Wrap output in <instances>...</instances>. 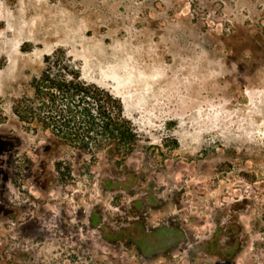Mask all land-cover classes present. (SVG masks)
<instances>
[{"label":"rangeland","instance_id":"rangeland-1","mask_svg":"<svg viewBox=\"0 0 264 264\" xmlns=\"http://www.w3.org/2000/svg\"><path fill=\"white\" fill-rule=\"evenodd\" d=\"M56 51L120 99L133 141L84 149L23 116ZM1 133L23 136L21 167L52 142L51 171L63 180L50 191L30 185V202L10 161L5 198L21 211L0 215V264H264V0H0ZM115 161L156 175L164 211L152 222L176 215L203 234L214 209L243 199L241 252L227 263L182 250L146 262L105 243L77 210L123 209L125 198L100 185Z\"/></svg>","mask_w":264,"mask_h":264},{"label":"flooded vegetation","instance_id":"flooded-vegetation-1","mask_svg":"<svg viewBox=\"0 0 264 264\" xmlns=\"http://www.w3.org/2000/svg\"><path fill=\"white\" fill-rule=\"evenodd\" d=\"M21 133L0 134V215L17 213L21 206L13 207L5 198L9 191L8 174L10 161L19 164L16 173L18 186L27 187L28 201L33 202L31 187L38 186L42 191H50L63 180L60 170L52 173L50 163L56 154L54 144L50 142L40 150V159H23L24 165L16 157H21L24 147ZM62 174V175H61ZM64 176L67 177V174ZM28 183L29 186L24 185ZM101 189L112 196L113 200L125 198L120 212H109L99 202L93 203L87 210H77L80 219L85 218L87 225L107 244L134 251L148 262L160 256H169L176 250H182L190 261L205 258H217L222 263L232 261L243 249L248 234L242 214L248 203L243 199L234 200L214 209L210 214L211 227L203 234L192 232L183 226L176 215H166L152 222L153 212H162V187L154 174L140 169L130 168L125 162L115 161L112 171L104 173ZM29 192V194H28ZM25 194V193H23ZM26 201V199H25ZM21 204V203H19ZM110 214V215H109ZM33 218L30 220L33 222ZM26 223H23V225ZM25 230V227H23Z\"/></svg>","mask_w":264,"mask_h":264},{"label":"trees","instance_id":"trees-1","mask_svg":"<svg viewBox=\"0 0 264 264\" xmlns=\"http://www.w3.org/2000/svg\"><path fill=\"white\" fill-rule=\"evenodd\" d=\"M44 63L43 71L32 82L38 106L31 107L23 115L25 118H39L56 133L73 135V141L82 143L84 149L112 141L119 144L133 141V128L124 117L119 98L84 81L81 70L63 51L46 55ZM73 120L78 128L64 129Z\"/></svg>","mask_w":264,"mask_h":264}]
</instances>
